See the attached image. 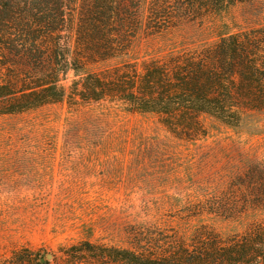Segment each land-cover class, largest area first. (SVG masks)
Returning <instances> with one entry per match:
<instances>
[{
	"label": "trees",
	"instance_id": "obj_1",
	"mask_svg": "<svg viewBox=\"0 0 264 264\" xmlns=\"http://www.w3.org/2000/svg\"><path fill=\"white\" fill-rule=\"evenodd\" d=\"M256 1L264 0H0V117L66 99L76 106L107 100L160 115L191 140L203 114L236 125L242 110H264V24L178 52L142 57L138 44ZM108 61L117 63L88 71ZM250 170L254 192L200 201L178 211L175 224L136 227L128 248L90 241L62 248L58 264H264V160ZM203 216L244 229L226 235L191 225ZM12 257L50 264L30 249Z\"/></svg>",
	"mask_w": 264,
	"mask_h": 264
},
{
	"label": "rangeland",
	"instance_id": "obj_2",
	"mask_svg": "<svg viewBox=\"0 0 264 264\" xmlns=\"http://www.w3.org/2000/svg\"><path fill=\"white\" fill-rule=\"evenodd\" d=\"M263 24L264 1L236 4L203 24L142 38L138 55L199 48ZM240 113L236 125L203 114L196 140L170 131L160 115L107 100L1 116L0 264H19L12 256L23 249L58 264L62 248L86 241L128 248L136 227L175 224L178 211L200 201L254 192L257 178L246 174L264 160V110ZM200 223L226 235L244 229L208 216L191 225Z\"/></svg>",
	"mask_w": 264,
	"mask_h": 264
},
{
	"label": "water",
	"instance_id": "obj_3",
	"mask_svg": "<svg viewBox=\"0 0 264 264\" xmlns=\"http://www.w3.org/2000/svg\"><path fill=\"white\" fill-rule=\"evenodd\" d=\"M51 258H52L51 254H48L47 257H46L47 260H50Z\"/></svg>",
	"mask_w": 264,
	"mask_h": 264
}]
</instances>
